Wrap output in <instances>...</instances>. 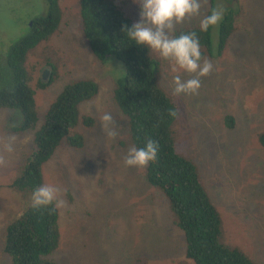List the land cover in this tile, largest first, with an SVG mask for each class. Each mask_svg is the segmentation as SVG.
I'll list each match as a JSON object with an SVG mask.
<instances>
[{
	"label": "rangeland",
	"instance_id": "1",
	"mask_svg": "<svg viewBox=\"0 0 264 264\" xmlns=\"http://www.w3.org/2000/svg\"><path fill=\"white\" fill-rule=\"evenodd\" d=\"M78 1L59 0L58 31L28 57L33 87L52 80L46 89H34L35 128L12 134L9 128L21 124V113L0 110V264H12L3 252L6 227L31 206L30 194L8 185L34 151V133L50 104L66 85L81 79L98 86L92 99L78 105L75 131L84 145L72 149L61 141L42 167V185H54L64 202L57 208L61 238L51 259L56 264H193L185 257L184 234L174 225L169 202L146 182L147 166L124 164L134 146L129 121L113 94L126 71L111 55L103 64L93 59L82 35ZM123 1L127 14L138 22L139 5ZM208 3L201 0L200 15L186 18L174 31L200 23ZM218 7H231L240 15L221 58L209 61L213 70L200 78L196 94L176 95L174 77L188 80L192 75L150 52L160 62L158 84L178 108L175 150L196 166L220 214V242L264 264V149L257 142L264 131V0H215ZM46 11L45 0H0V54L6 58L8 49L28 32L30 21ZM218 27L212 28L213 47ZM7 80L0 72V85ZM105 113L113 117L118 133L114 139L101 130ZM82 116L92 118L94 126H83ZM226 116L233 120L231 128Z\"/></svg>",
	"mask_w": 264,
	"mask_h": 264
},
{
	"label": "trees",
	"instance_id": "2",
	"mask_svg": "<svg viewBox=\"0 0 264 264\" xmlns=\"http://www.w3.org/2000/svg\"><path fill=\"white\" fill-rule=\"evenodd\" d=\"M45 3L46 14L30 21L28 32L8 49L6 58L0 54V72L8 76L7 84L0 85V110H17L22 116L19 126L9 128L15 135L35 128L34 89H46L52 83L50 80L33 87V69L28 60L40 44L48 43L61 24L59 0H45ZM124 4L123 0L78 1L82 35L93 59L103 64L105 57L111 55L126 71L124 78L116 82L113 100L129 121L133 146L143 147L147 139L159 145L157 159L146 167V182L169 202L175 216L174 225L184 234L187 260L193 264H256L240 249L220 242V214L200 182L196 166L175 150L178 108L158 84L160 62L151 55V50L132 45L122 31L124 26L136 23L127 14ZM213 9L215 0H209L204 17ZM224 10L215 47L212 28L202 32L200 23L177 29L172 36L194 32L200 41L202 61L221 58L240 15L239 10L231 7ZM46 65L53 68L50 62ZM97 92V84L86 79L63 88L50 104L42 126L34 133V151L26 165L18 169L9 188L31 195L42 186V167L61 141L72 149L83 147L84 138L75 131L79 121L78 105L92 99ZM173 112L175 115L171 114ZM81 119L87 128L95 124L88 116ZM232 121L230 116L225 117L229 128L233 126ZM257 142L264 149V131L257 136ZM60 238L57 207L36 209L30 206L6 227L3 252L12 264H56L51 256L58 249Z\"/></svg>",
	"mask_w": 264,
	"mask_h": 264
},
{
	"label": "clouds",
	"instance_id": "3",
	"mask_svg": "<svg viewBox=\"0 0 264 264\" xmlns=\"http://www.w3.org/2000/svg\"><path fill=\"white\" fill-rule=\"evenodd\" d=\"M139 5V21L131 27L124 26L122 31L127 40L137 47L151 50L165 61H171L176 69L192 75L193 78L182 80L180 76L173 79L176 95L196 94L201 87L200 78L209 75L213 64L202 61L200 41L194 32L171 36L175 26L186 18L200 15L201 0H133ZM223 8L213 9L200 21V30L207 32L217 27L224 18ZM175 115V113H171ZM101 130L109 139H114L116 131L113 117L105 113L101 117ZM159 145L153 139H147L143 147L131 148L124 160L129 168L146 167L158 157ZM63 207L64 202L58 198V189L54 185H42L33 190L31 206L36 209L49 206Z\"/></svg>",
	"mask_w": 264,
	"mask_h": 264
},
{
	"label": "water",
	"instance_id": "4",
	"mask_svg": "<svg viewBox=\"0 0 264 264\" xmlns=\"http://www.w3.org/2000/svg\"><path fill=\"white\" fill-rule=\"evenodd\" d=\"M43 76V78L42 79H45V77H46V72L42 75Z\"/></svg>",
	"mask_w": 264,
	"mask_h": 264
}]
</instances>
